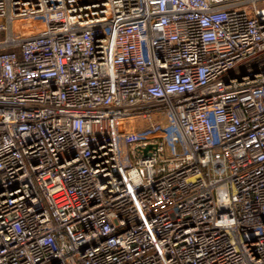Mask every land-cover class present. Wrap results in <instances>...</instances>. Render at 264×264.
Instances as JSON below:
<instances>
[{"label":"built area","instance_id":"obj_1","mask_svg":"<svg viewBox=\"0 0 264 264\" xmlns=\"http://www.w3.org/2000/svg\"><path fill=\"white\" fill-rule=\"evenodd\" d=\"M0 264H264V0H0Z\"/></svg>","mask_w":264,"mask_h":264}]
</instances>
